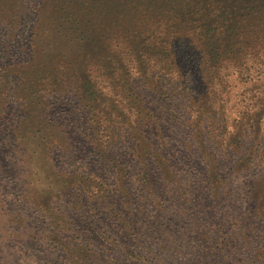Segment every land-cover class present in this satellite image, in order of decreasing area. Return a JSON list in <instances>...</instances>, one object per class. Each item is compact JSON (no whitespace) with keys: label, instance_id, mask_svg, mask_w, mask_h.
Here are the masks:
<instances>
[{"label":"rangeland","instance_id":"374dc122","mask_svg":"<svg viewBox=\"0 0 264 264\" xmlns=\"http://www.w3.org/2000/svg\"><path fill=\"white\" fill-rule=\"evenodd\" d=\"M22 1L5 0L8 9L3 15L10 20L23 17L29 21L25 34L17 35V41L0 37V264H264V141L255 139L249 130L251 119H244L247 123L242 131V144L237 148L235 129L244 113L256 114L262 110L261 98L255 102L250 98L259 86H262L260 94H264L263 81L260 79L257 85H254L256 80L243 84L237 78L236 68L229 67L224 71V75L228 72L231 75L223 97L216 101L218 87L208 92L204 100L222 113L217 115L218 119L215 116V121L206 120L201 126L196 100L204 86L198 88L197 81L191 83L186 79L193 65L185 62L182 85L178 72H166L157 59L143 58L144 65L131 60L128 72L134 77L137 98L142 97L156 118L144 131L155 147L160 145V154L171 171L184 176V170L187 171L189 188L183 194L179 185L164 183V176H171V172L168 170L164 175L157 161H149V166L137 162L134 157L137 143L140 150L145 147L138 133L134 138L137 142L129 135L121 140L124 155L119 161L126 174H118L117 170L114 172L111 156L97 150L99 147L115 152L117 146L109 147L106 136L98 142L89 137L86 110L77 99L73 95L64 100L50 96L48 73V80L37 87L29 79L34 69L30 62L42 73L38 63H46L44 55L57 58L60 54L53 60L59 62L64 56L73 69L77 56L91 57L94 68L106 70L110 56L103 42H58V49H46L42 58L37 56L35 61L28 45L37 46L41 40L40 27L49 14L42 11L56 10L72 0H25L31 10L28 14ZM97 7V2L92 0L83 5L85 10ZM65 9L74 10V6ZM84 15L95 19L98 14ZM124 17L129 16L116 12V19ZM89 32L94 34V30ZM108 45L112 55L122 53L118 45L110 42ZM186 52L183 49L181 55ZM143 66L149 69L144 70ZM104 70H93L92 77L104 74ZM102 81L103 90L111 94L114 80L111 86L106 78ZM39 86H43L41 92L45 98L34 96ZM113 100L122 103L119 97ZM46 103L50 104L49 108ZM134 108L137 116L138 108ZM142 110L141 116H146L148 112ZM203 112L211 111L206 106ZM122 113L136 118L125 106ZM262 125L264 130V119ZM72 131L76 132L73 150L68 140ZM186 132H190L187 144L183 138ZM9 133L13 138H9ZM121 133L122 130L118 131V135ZM161 133L164 141L160 142ZM215 171L219 178L213 182L210 178ZM145 174L150 175L152 182L147 189L143 181ZM147 190L152 195L148 196ZM253 193L257 197L252 199L260 196L263 201L260 210L253 206ZM223 198L228 200L225 204H221ZM183 199L189 201L188 209L194 220L192 230L178 221L171 224L170 213L166 212L170 207L180 214ZM80 201L86 215L81 212ZM111 202L115 211L110 207ZM123 222L134 231H141V243L129 237ZM102 232L135 248L143 257L148 249L157 250L165 244L163 236L170 234L180 238L186 233L191 246L186 258H127Z\"/></svg>","mask_w":264,"mask_h":264},{"label":"trees","instance_id":"16d2710c","mask_svg":"<svg viewBox=\"0 0 264 264\" xmlns=\"http://www.w3.org/2000/svg\"><path fill=\"white\" fill-rule=\"evenodd\" d=\"M87 1L72 0V2L63 4L56 10L42 11V14H49L43 20L47 21L40 27L41 40L37 46L29 44L28 50L34 52L32 56L35 57L36 61L37 56L42 58L46 49H58V44L62 42L66 44H75L76 41L82 43L103 42L107 50H105L106 54L110 56V59L107 60L106 70L94 68L91 57L83 58L81 55L79 57L76 55L75 63L77 62V64L73 69L64 56L59 62L53 60L59 58L60 54L57 58L44 55V58H47L46 63L44 65L41 62L38 63L42 67V73L36 70V64H33V61L30 62L34 69L30 72L29 79L33 80L34 87H37L40 82L48 80V73L50 96L64 100V98L67 99L68 95H73L77 99L78 104L86 110L87 132L89 129L91 131L89 137L94 142H98L106 136L109 147L114 149L117 146L115 152L113 150L108 151L107 148L101 150L97 147L100 154L106 153L111 156L114 172L117 170L116 173L118 174H126V169L119 161V158L124 155L121 140L127 138L128 135L134 139L138 133L144 140L145 147L140 150L137 143V148L134 149V157L137 162L149 166V161H157V165L164 172V175L168 170L171 172V176H164L163 182L166 183L167 181L169 184L179 185L181 193L187 194V188H189L187 171L184 170L187 177L180 172L171 171V166L165 162L162 154H160L162 153L160 145L155 147L150 141L149 135H146V131H144L156 122V118L142 97L137 98L134 77L130 76L128 72L131 60L136 61L139 65H144L141 61L143 58H147V60L157 59V63H162L166 72L174 70L178 72V81H182V85H184L185 76L181 71L185 62L187 65H193L191 69L194 71L191 72L190 69V73L188 71L186 73L187 82L197 81L199 83L198 88L204 86L196 100L200 110L198 114L199 125L202 126V123L209 119L215 121V116L218 119L217 115L222 111H219L216 106L213 110L207 101L204 103V100H206L208 92L218 90V87L220 89L217 92L216 101L223 97V93H226L229 88L228 77L231 74L228 72L224 75V71L229 70V67L236 68L237 78L243 84L256 80L254 85H257L260 79L264 83V0H92L97 2L98 7L85 10L83 5ZM121 1L124 2L121 3ZM22 2L26 8V13L31 12L28 1L23 0ZM69 6H74V10L65 9ZM7 9L8 3L5 0H0V37L6 41H17V35L25 34L29 21L23 17V19L18 17L10 20L3 15ZM116 12L125 13L129 17L118 20L116 19ZM59 14L61 16L58 17ZM101 14L104 15L100 17ZM110 14L109 18H105ZM82 15L90 17L96 15L97 17L87 19ZM24 20L26 21L24 22ZM89 30H94V34H89ZM51 31L54 34L50 35ZM39 32L35 31V34ZM108 42L118 45L124 57H121V54L112 55L109 52ZM183 49L187 52L181 55ZM84 51L85 49L83 53ZM103 66H105L104 63ZM143 68L144 70L149 69L147 66H143ZM93 70H104L105 73L92 77ZM116 70L118 71L116 72ZM192 77L194 80L191 79ZM103 78H106L110 86L114 80L111 94H107L103 90L105 89V86L102 87ZM42 88L43 86L39 92L35 93V97L45 98L41 92ZM261 88L262 86L256 88L258 91L252 95L250 100L255 102L261 98L259 104L262 110L256 114L244 113L235 125L239 144L237 148H241L242 131L247 123L246 119H251L248 120L249 130L255 139L261 143L264 141V130L262 129L264 94H260ZM194 91L196 90L194 89ZM116 97H119L122 103L117 104V101L113 100ZM136 98L140 99L142 107L139 102H136ZM224 103L225 100L223 99ZM123 106L133 113L134 107L137 106L138 115L136 116L134 113L136 118L132 119V117L124 115L122 113ZM206 106L211 111L209 114L203 112ZM142 108L148 112L146 116H141ZM173 120L176 121L177 118L173 117ZM225 120L226 118H223V121ZM158 125H160L159 118H157ZM223 128L225 129V126ZM120 130L122 133L118 135ZM123 133L125 134L123 135ZM9 134V138H13V135ZM75 135L76 132L73 131L68 133L71 150L74 148ZM158 135V140L164 141L162 133ZM183 138L187 144L190 132H186ZM149 176L148 174L143 176L146 189L148 185H152ZM218 178V173L212 172L210 179L216 182ZM250 188L251 186L248 185L247 190ZM255 190L258 189L255 187ZM254 193L251 195V201H253V206H257L260 210L263 201L260 196H258L260 199H252L257 197ZM147 194L148 196L152 195V191L147 190ZM227 201L223 198L221 204H225ZM180 205V214L170 207L166 208V212L170 213V222L172 224V222L178 221L192 230L194 220L188 209L189 201L184 200ZM253 206L252 209H254ZM110 207L115 211L113 202L110 203ZM80 208L83 215H86L83 201H80ZM226 208L224 207V209ZM249 209L248 213L251 214V207ZM117 213L121 215V212ZM123 224L125 225L124 222ZM125 229L129 231V237H134L135 243H141L140 230L136 232L134 228L127 227V225H125ZM102 233L104 238L113 243L119 252L127 258H160L161 260L186 258L191 246L186 233L180 238L170 234L163 236L165 244L158 246L157 250L148 249L149 252L146 257H143L135 248L118 242V239L113 235Z\"/></svg>","mask_w":264,"mask_h":264}]
</instances>
